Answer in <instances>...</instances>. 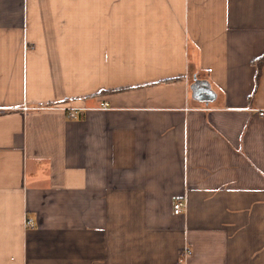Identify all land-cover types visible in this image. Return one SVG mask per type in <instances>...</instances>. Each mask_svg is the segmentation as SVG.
<instances>
[{
  "label": "crops",
  "instance_id": "obj_1",
  "mask_svg": "<svg viewBox=\"0 0 264 264\" xmlns=\"http://www.w3.org/2000/svg\"><path fill=\"white\" fill-rule=\"evenodd\" d=\"M262 56L264 0H0V264H264Z\"/></svg>",
  "mask_w": 264,
  "mask_h": 264
},
{
  "label": "built area",
  "instance_id": "obj_2",
  "mask_svg": "<svg viewBox=\"0 0 264 264\" xmlns=\"http://www.w3.org/2000/svg\"><path fill=\"white\" fill-rule=\"evenodd\" d=\"M24 107H26V106H24ZM98 107L99 108H107L108 102L107 101H100ZM80 109H82V108H80ZM80 109L76 108V107L69 108L68 110H66L67 117L77 118L79 116ZM259 114L264 115V110H259ZM173 210H174V212H184L186 210L185 200L181 199V200L175 201L173 204ZM24 224H25V226H33L34 221L31 218H26ZM189 253H190V249L187 246H184L180 252L179 259L175 264H182L183 260L189 255Z\"/></svg>",
  "mask_w": 264,
  "mask_h": 264
},
{
  "label": "water",
  "instance_id": "obj_3",
  "mask_svg": "<svg viewBox=\"0 0 264 264\" xmlns=\"http://www.w3.org/2000/svg\"><path fill=\"white\" fill-rule=\"evenodd\" d=\"M191 87L193 89V94L199 96L203 100H208L211 96H213L211 89L204 80H199L194 77V82Z\"/></svg>",
  "mask_w": 264,
  "mask_h": 264
},
{
  "label": "trees",
  "instance_id": "obj_4",
  "mask_svg": "<svg viewBox=\"0 0 264 264\" xmlns=\"http://www.w3.org/2000/svg\"><path fill=\"white\" fill-rule=\"evenodd\" d=\"M259 59H260V61L264 60V56H262V57L259 58ZM258 73H259V71H257V76H258Z\"/></svg>",
  "mask_w": 264,
  "mask_h": 264
}]
</instances>
